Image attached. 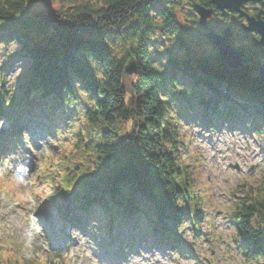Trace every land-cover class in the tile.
Wrapping results in <instances>:
<instances>
[{"label": "trees", "instance_id": "1", "mask_svg": "<svg viewBox=\"0 0 264 264\" xmlns=\"http://www.w3.org/2000/svg\"><path fill=\"white\" fill-rule=\"evenodd\" d=\"M59 1L57 11H39L43 0H0L2 42L27 61L8 87L9 58L0 67V117L14 108L13 124L38 122L50 137V157H37L36 203L60 221L97 218L103 235L140 230L154 247L178 250V229L190 224L197 236L203 218L178 156V122L195 112L207 126L249 115L264 137V80L186 46L176 13L196 19L185 0ZM130 59L137 74L126 77ZM70 116V127L54 128ZM12 135L4 134L0 158ZM232 196L235 250L244 264H264V172ZM2 264L22 263L5 253Z\"/></svg>", "mask_w": 264, "mask_h": 264}, {"label": "rangeland", "instance_id": "2", "mask_svg": "<svg viewBox=\"0 0 264 264\" xmlns=\"http://www.w3.org/2000/svg\"><path fill=\"white\" fill-rule=\"evenodd\" d=\"M59 7V0H43L37 10L57 11ZM176 18L186 46L195 54L211 55L213 50L197 20L186 22L179 13ZM2 39L4 35L0 33V67L9 58L8 73L3 75L8 87L27 66V61L16 60L13 57L16 47L6 45ZM170 50L175 57L179 54L175 47L171 46ZM13 97L15 95L11 99ZM197 113L178 122L176 139L178 156L191 174L203 218L197 236L193 227L184 223L177 231L179 249L165 250L154 247L148 234L140 230L127 234L115 226L110 234L103 235L97 218L90 219L89 223L78 219L82 227L74 229L70 221L62 224L53 212L39 211L36 198L41 194L33 182L35 169L43 166L37 164L36 153L41 142L48 146L50 137L45 125L38 122L21 120L13 124L15 109H10L7 115L0 117L7 124V129L0 128V143L5 132L9 129L14 132L0 158L3 162L0 168L11 165L10 172L17 158L27 154L24 162L31 170V181L25 188H16L9 177L0 174V264L5 253L15 254L22 264H50L49 259L57 264H130L133 257H139L140 264H244L231 240L228 215L234 186L243 182L257 185L264 172V137L254 132L255 124H261L249 115H238L227 121L210 119L211 126H207ZM71 117L61 122L55 120L54 128L70 127L74 122ZM181 228L184 231H180Z\"/></svg>", "mask_w": 264, "mask_h": 264}, {"label": "water", "instance_id": "3", "mask_svg": "<svg viewBox=\"0 0 264 264\" xmlns=\"http://www.w3.org/2000/svg\"><path fill=\"white\" fill-rule=\"evenodd\" d=\"M190 8L198 19V24L204 31L207 30V21L212 17L214 10L219 11L221 15L227 13H235L238 17H245L247 25L242 26L241 30L244 34L254 33L258 36V44L264 50V21L260 19L261 16L264 18V10L259 11L255 18L247 17L241 10V5L255 1V0H211V5L214 9H205L203 6L195 3L192 0H188ZM260 6L264 8V0L259 1ZM230 29L226 28L223 31L222 36H218L213 33H209L208 40L212 47L216 50V56L219 62L224 64L226 68L231 71L238 72L241 67V61L239 59L240 54L234 52L225 43L230 37ZM123 73L126 77L136 76L137 66L133 59L127 61L123 68ZM257 77L264 80V68L257 70Z\"/></svg>", "mask_w": 264, "mask_h": 264}, {"label": "flooded vegetation", "instance_id": "4", "mask_svg": "<svg viewBox=\"0 0 264 264\" xmlns=\"http://www.w3.org/2000/svg\"><path fill=\"white\" fill-rule=\"evenodd\" d=\"M185 1L188 2L187 0ZM193 1L200 5V0ZM259 1L263 0H255L245 3L241 5L240 10L247 17L255 18L256 14L260 10H264V8L260 6ZM210 2L211 0H209L207 4L204 3V6H206L204 7L205 9H214ZM195 19L197 20V23H199L196 16ZM260 19L264 21L263 16H261ZM246 25L247 22L245 17H238V15L235 13H227L225 15H221L219 11L214 10L212 17L207 21V30H205V35L207 37V40L209 33L222 36L223 31L226 28H229L231 33L225 44L228 45L234 52L240 54L239 59L241 61V67L238 71L246 70L252 76H257V70L260 68H264V50L259 46L258 36L256 34H244L242 32L241 27ZM242 36H245L247 38L242 39ZM241 41H243V43H241ZM208 45H210L211 50H213L211 54L216 56V50L212 47L209 40Z\"/></svg>", "mask_w": 264, "mask_h": 264}, {"label": "clouds", "instance_id": "5", "mask_svg": "<svg viewBox=\"0 0 264 264\" xmlns=\"http://www.w3.org/2000/svg\"><path fill=\"white\" fill-rule=\"evenodd\" d=\"M4 126V121L0 120V128ZM41 148L37 151L36 155L40 158H48L50 157L51 153L48 149V146L41 142ZM27 159V154L23 158H17L16 165L12 168V170L9 172L8 167H11V165H8V167L0 168V174L9 177L10 182L16 187V188H25L30 184L31 181V170L28 167L27 163L24 161ZM3 162L0 161V164ZM180 231H184L183 228L180 229ZM156 259H159L157 256ZM130 264H140V258L139 257H133Z\"/></svg>", "mask_w": 264, "mask_h": 264}]
</instances>
